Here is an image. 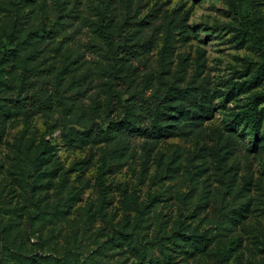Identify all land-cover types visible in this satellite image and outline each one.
Returning <instances> with one entry per match:
<instances>
[{"label": "rangeland", "instance_id": "1", "mask_svg": "<svg viewBox=\"0 0 264 264\" xmlns=\"http://www.w3.org/2000/svg\"><path fill=\"white\" fill-rule=\"evenodd\" d=\"M0 264H264V0H0Z\"/></svg>", "mask_w": 264, "mask_h": 264}, {"label": "trees", "instance_id": "2", "mask_svg": "<svg viewBox=\"0 0 264 264\" xmlns=\"http://www.w3.org/2000/svg\"><path fill=\"white\" fill-rule=\"evenodd\" d=\"M238 1L240 2V4H246L250 0H238ZM101 29L102 28H100V30ZM101 34L104 35L105 39L107 40V44L109 48L111 46V43L109 41L107 34L103 32V29L101 31ZM150 43H151V39L145 44H150ZM126 48L127 47L125 44L117 45L115 52H117V54H122L126 56H132L134 54H138L136 53V51H130ZM9 53L10 52L6 51V54H9ZM204 97H205V94H203V90H202L199 98H204ZM260 101H261V96L259 95L252 96L250 101L246 105V109L242 111L241 115L234 116V118L238 122H243L245 127H249L250 131L254 133V136L258 132V129H259V126L262 120V111L257 109V106L258 104H260ZM16 102L17 101H15V103ZM238 117H240V119ZM160 122H161V119H160L159 114L155 113L151 119L150 130H148L147 128H144V129L135 128V124L133 122L115 123L113 126L115 130L121 131L123 134H126V136H131L132 134H135V135L146 134L148 132V135L153 137V136L161 135L163 131V127L160 124ZM30 159H31L33 167L37 168L38 163H39V157L32 156ZM239 217L242 218L243 216L240 214Z\"/></svg>", "mask_w": 264, "mask_h": 264}]
</instances>
